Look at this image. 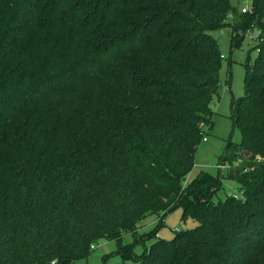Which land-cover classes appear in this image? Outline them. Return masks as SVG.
<instances>
[{"label":"trees","instance_id":"1","mask_svg":"<svg viewBox=\"0 0 264 264\" xmlns=\"http://www.w3.org/2000/svg\"><path fill=\"white\" fill-rule=\"evenodd\" d=\"M252 5L230 27V0H0V264H73L100 239L131 264H264V0ZM226 26L231 49L237 28L258 29L231 101L256 159L224 176L239 198L214 200L221 171L183 182L212 128L211 33ZM177 207L198 225L139 256L122 244Z\"/></svg>","mask_w":264,"mask_h":264},{"label":"rangeland","instance_id":"2","mask_svg":"<svg viewBox=\"0 0 264 264\" xmlns=\"http://www.w3.org/2000/svg\"><path fill=\"white\" fill-rule=\"evenodd\" d=\"M235 6V11L228 16L230 27L233 22L239 23L243 19L241 10L247 6V0H230ZM253 10V5L249 6ZM226 26L211 33L219 46L220 67L218 70L219 88L217 95L213 97L211 103L212 128L206 131V141H201L194 154V164L190 172L185 176L184 186L191 181L199 171H206L210 174L218 173V162L226 153L228 144L232 145L228 159L223 162L225 168L221 170L222 189L218 192V198L224 199L227 194L233 191L241 193L236 182L224 178L229 169H233L242 162H250L256 157L245 154L240 148V130L233 127L231 114V101L243 95L244 64L249 56L252 62L257 53L258 29H236L237 34L243 40L238 47L231 49V28ZM198 222L190 216H183L181 207L172 209L167 213L148 214L139 223L140 232L133 234L124 233L122 244L134 242L132 252L139 256L144 251V247H149L158 239L170 240L176 231L194 228ZM157 229V230H156ZM156 236L146 238L145 233L155 231ZM145 238L140 240L137 236ZM131 260L126 259L121 254L119 243L116 240L100 239L93 243V248L89 254L81 259L75 260L73 264H131Z\"/></svg>","mask_w":264,"mask_h":264},{"label":"built area","instance_id":"3","mask_svg":"<svg viewBox=\"0 0 264 264\" xmlns=\"http://www.w3.org/2000/svg\"><path fill=\"white\" fill-rule=\"evenodd\" d=\"M247 2H249L248 3L249 5H248V7L245 6L242 8V10H241L242 13H247V12L251 13L252 12L251 8L249 7V6H251L252 0H247ZM202 141H206V137H203ZM217 168H218V171H221L225 168V165L223 163H218ZM232 194H233L234 198H239L241 193L233 192ZM54 263H55V261H53L51 264H54Z\"/></svg>","mask_w":264,"mask_h":264},{"label":"crops","instance_id":"4","mask_svg":"<svg viewBox=\"0 0 264 264\" xmlns=\"http://www.w3.org/2000/svg\"><path fill=\"white\" fill-rule=\"evenodd\" d=\"M140 230H141V229L138 228V229H137V232H140Z\"/></svg>","mask_w":264,"mask_h":264}]
</instances>
